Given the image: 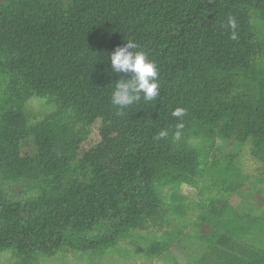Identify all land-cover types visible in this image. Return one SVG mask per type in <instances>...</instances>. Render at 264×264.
I'll return each instance as SVG.
<instances>
[{
  "label": "trees",
  "instance_id": "obj_1",
  "mask_svg": "<svg viewBox=\"0 0 264 264\" xmlns=\"http://www.w3.org/2000/svg\"><path fill=\"white\" fill-rule=\"evenodd\" d=\"M252 7L264 13V0H71L44 12L26 4L8 9L0 23V51L12 69L32 94L54 96L75 108L83 125L96 127L99 139L81 156L93 167L87 182L74 181L32 202L0 188V250L52 255L114 242L151 212L160 170L178 166L179 173L187 172L189 152L172 144L177 124L184 137L191 122L217 118L215 106L228 114L233 125L224 131L237 142L254 138L264 144V107H242L231 76L217 75L246 68L256 56ZM229 17L237 22L236 39L230 38ZM129 40L157 65L160 94L117 116L111 95L115 83L129 76L117 75L107 57ZM176 108L186 114L173 117ZM6 122L1 129L13 134L17 118L9 115ZM163 129L169 135L156 139ZM18 141L9 143L13 155L7 163L19 170L27 156ZM35 143L40 150L48 145L44 137ZM101 223L111 234L89 239Z\"/></svg>",
  "mask_w": 264,
  "mask_h": 264
},
{
  "label": "rangeland",
  "instance_id": "obj_2",
  "mask_svg": "<svg viewBox=\"0 0 264 264\" xmlns=\"http://www.w3.org/2000/svg\"><path fill=\"white\" fill-rule=\"evenodd\" d=\"M70 1L0 0V23L17 4L44 12L50 4L63 8ZM248 13L256 56L246 68L217 75L231 76L242 107H264V13L253 7ZM10 64L0 51V188L32 202L92 179L93 167L81 156L98 142L96 127L83 125L78 111L56 97L32 94ZM211 110L217 118L191 122L184 137L172 143L189 152L187 172L179 173L178 166L160 170L153 180L151 212L114 242L88 251L62 248L52 255L23 256L6 248L0 250V264H264V144L254 138L237 142L224 131L233 125L228 114L216 106ZM9 115L18 121L13 134L1 129ZM37 137L47 139L44 150L37 147ZM13 140L27 156L19 170L7 163ZM110 234L107 223H101L88 238Z\"/></svg>",
  "mask_w": 264,
  "mask_h": 264
},
{
  "label": "clouds",
  "instance_id": "obj_3",
  "mask_svg": "<svg viewBox=\"0 0 264 264\" xmlns=\"http://www.w3.org/2000/svg\"><path fill=\"white\" fill-rule=\"evenodd\" d=\"M228 27L232 30L230 38L236 39L235 29L237 22L234 17L228 18ZM139 45L127 41L122 47H117L107 57L112 70L117 74L128 75L127 79H119L115 83L111 95V104L116 109L117 116H123L124 111L133 104L143 100L151 102L160 94L157 65L143 52L138 50ZM186 114L184 108H176L172 112L175 118H182ZM183 125L177 124L174 133L175 139L181 138ZM169 135L168 129L161 130L156 139H164Z\"/></svg>",
  "mask_w": 264,
  "mask_h": 264
}]
</instances>
